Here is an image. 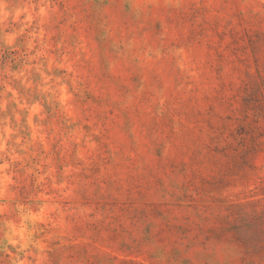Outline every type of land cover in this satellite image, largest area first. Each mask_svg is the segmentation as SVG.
<instances>
[{
    "label": "rangeland",
    "instance_id": "374dc122",
    "mask_svg": "<svg viewBox=\"0 0 264 264\" xmlns=\"http://www.w3.org/2000/svg\"><path fill=\"white\" fill-rule=\"evenodd\" d=\"M22 2L0 0V16L5 4ZM235 2L221 0L229 9ZM133 3L120 0L126 19L134 20ZM197 4L201 0H189L187 11L157 13L147 28L153 38L165 29L175 32L182 43L205 53L209 73L199 90L174 98L159 117L149 111L146 93L142 102L123 111L114 131L103 129L99 137L95 129L102 122L103 97H92L84 109L101 117L91 126L84 124L89 118L84 112L74 123L66 114L58 116L55 99L37 88L35 69L30 86L13 75L29 62V44L40 46L28 35L32 28L8 43L22 25L11 17L7 27L0 25V137L6 126L14 129L7 153L0 156L9 159L13 148L23 155V144L29 153L37 152L25 167L50 156L57 181L76 185L75 195L62 204L68 227L83 231L87 213L81 210L86 207L102 211L111 221L108 239L123 257L118 264H264V28L248 26L238 11L208 15L203 6L196 10ZM113 7V0H93L97 14ZM85 31L89 43L109 41L104 29ZM47 43L54 46L55 41ZM140 83L138 75H124L119 91L134 95ZM9 84L18 92L15 98L7 91ZM36 101L44 105L36 129L50 137L53 124L60 129L49 140L48 152L29 143L33 128L27 118L29 108L39 110ZM78 103L84 104V98ZM174 121L183 124L179 134L172 131ZM77 136L97 141L93 155H77ZM17 137L21 144L15 143ZM21 163L14 162L13 170L23 174ZM0 257V264L15 259L4 251Z\"/></svg>",
    "mask_w": 264,
    "mask_h": 264
},
{
    "label": "clouds",
    "instance_id": "9594fccd",
    "mask_svg": "<svg viewBox=\"0 0 264 264\" xmlns=\"http://www.w3.org/2000/svg\"><path fill=\"white\" fill-rule=\"evenodd\" d=\"M113 4L110 10L97 14L93 10V0H63V3L59 0H23L15 7L5 4L0 16V25L7 27L9 17L12 23L22 25L8 43L24 34L26 28H32L28 35L40 46L36 48V44H29L32 52L27 57L29 62L13 75L16 79L23 78L21 82L27 81L30 86L35 69L40 78L37 88L50 93V101L55 99L58 116L66 114L74 123L79 118L77 113L84 112L92 103V97H103L102 122L95 129L97 137L103 129L114 131L123 111L142 102L146 93L151 105L149 111L159 117L168 110L174 98L199 90L209 73L202 50L182 43V36L168 29L162 36L153 38L147 28L157 13L187 11L189 0H134V20L123 16L120 0H113ZM201 6L208 15L224 16L238 11L248 26L264 28V0H236L232 9L222 5L221 0H201V4L195 5L196 10ZM86 29L93 34L97 29H104L109 41L104 45L89 43ZM53 40L54 46L47 43ZM56 49L62 51L57 53ZM124 75L140 77V87L134 95L120 93L119 85ZM7 91L13 98L18 95L10 84ZM81 98H84L82 105L78 103ZM36 104L39 110L29 108L27 118L33 128L29 143L48 152L52 147L49 140L60 129L53 124L51 137L48 132L36 129L34 121L44 119L41 115L43 103L36 101ZM84 115L89 118L83 122L89 126L101 120L99 115L91 112H84ZM182 127V122L174 121L172 131L179 134ZM13 131L5 127L0 137V152L7 153ZM15 143L21 144V138L17 137ZM76 145L77 155L83 159L85 153L93 155L97 141L92 137L77 136ZM21 147L24 148L23 155L13 148L15 154H10L9 159L0 156V251L6 252L9 258L15 257L11 264H118L122 261L123 257L108 239L110 219L102 211L86 207L81 210V215L87 213L83 231L79 226L70 229L68 214L62 210V204L75 195L76 185L65 179L57 181L50 156H41L40 163L25 167V163L31 164V157L37 152L29 153L27 144ZM17 160L22 162L19 167L23 174L13 170ZM103 191L101 184L99 192ZM96 229L98 234L93 235ZM19 253H23L22 258ZM2 259L0 257V261Z\"/></svg>",
    "mask_w": 264,
    "mask_h": 264
}]
</instances>
